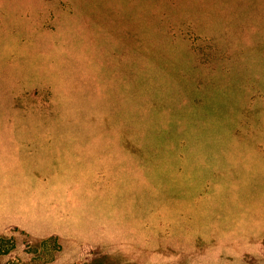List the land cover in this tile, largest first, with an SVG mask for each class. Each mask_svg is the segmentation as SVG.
I'll return each instance as SVG.
<instances>
[{
	"label": "rangeland",
	"instance_id": "obj_1",
	"mask_svg": "<svg viewBox=\"0 0 264 264\" xmlns=\"http://www.w3.org/2000/svg\"><path fill=\"white\" fill-rule=\"evenodd\" d=\"M0 264H264V0H0Z\"/></svg>",
	"mask_w": 264,
	"mask_h": 264
}]
</instances>
